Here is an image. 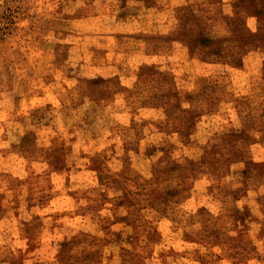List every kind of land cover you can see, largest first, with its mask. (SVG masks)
<instances>
[{"label": "clouds", "instance_id": "1", "mask_svg": "<svg viewBox=\"0 0 264 264\" xmlns=\"http://www.w3.org/2000/svg\"><path fill=\"white\" fill-rule=\"evenodd\" d=\"M0 264H264V0H0Z\"/></svg>", "mask_w": 264, "mask_h": 264}]
</instances>
